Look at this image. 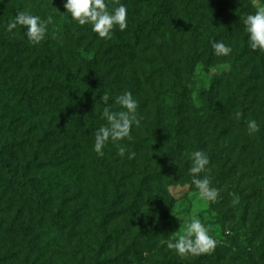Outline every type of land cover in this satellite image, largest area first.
Here are the masks:
<instances>
[{
    "label": "rangeland",
    "instance_id": "rangeland-1",
    "mask_svg": "<svg viewBox=\"0 0 264 264\" xmlns=\"http://www.w3.org/2000/svg\"><path fill=\"white\" fill-rule=\"evenodd\" d=\"M109 2L115 4L120 0ZM141 3L143 10L149 5L163 10L169 6L170 0ZM63 5L64 0H0V34L27 39L22 26L17 25L11 31L7 29L18 12H28L45 20L51 16L54 21L56 15L65 10ZM236 5H248L249 10L255 12L264 7V0H237ZM126 7L134 9L132 5ZM72 28H78L83 35V48L89 54L111 43L93 32L91 25L81 26L74 21ZM49 34L48 28L43 40ZM156 42L154 53L147 45L135 51L132 73L136 77H144L153 69L163 68L164 90L170 92L167 97L171 91L187 86L192 101L200 104L212 81L229 68L224 64H214L205 70L197 64L192 73H187V64L178 62L172 53L163 56L158 52ZM181 58L189 61L186 55ZM245 59L240 66L244 70L242 76H247L251 66L259 63L251 62V58L248 62ZM57 71L54 57H48L42 63L34 62L23 50L0 44V74L29 90L36 99H43L49 106L43 107L35 99L28 104L0 87V118L11 126L10 133L0 130V146L18 144L16 146L20 149L14 150L16 162L22 164L24 160H31L35 163L38 183L46 191L53 219L59 220L52 225L39 223V214L36 213L35 219H31L29 207L23 205L22 199L16 201L17 196L5 191L0 182V259L3 264L89 263V250L93 248L91 236L96 232L92 217H84L77 222L68 213H63L65 216L60 218L57 214L60 207L83 203L85 197L92 194L89 190L91 184L84 185L80 179L84 176L81 160L86 146H82L75 128L81 130L84 125L80 119L75 121V125L70 121L83 114L89 104L83 87L72 88L70 83L64 85L68 82ZM184 71L186 75L183 77L181 73ZM179 75L183 78L180 79ZM160 82L157 81V86ZM221 86L220 89L227 87L226 83ZM246 90L236 101L235 119L244 113L246 121L254 119L261 127L264 125V84L259 83L257 89L252 86L245 95ZM95 105V111L99 112L101 104L95 102ZM161 125L157 137L146 130L122 142L135 152L134 159L128 160L127 154L121 158L117 154L116 143L111 141L106 144L103 156L96 154L100 161L98 170L93 172L98 176L97 194L100 197L104 193L112 197L117 189L122 192L124 188L127 194L136 191L143 194L136 197L141 199L137 200L127 223L123 221L126 216L123 214L109 225V231L119 236V240L109 244L107 257L111 264H264V180L252 169L262 168L252 152L239 150L237 140L241 132L237 130L229 136L231 151L223 159L215 160L205 175L210 177L211 186L219 189V196L212 203L200 197L192 181L183 183L173 173L169 174L168 153L177 145L171 137L170 119L165 117ZM232 127L236 128L235 125ZM171 161L178 166L177 159ZM126 166L128 173L132 174L129 179L125 177L128 174ZM151 174L155 181L149 183L145 176ZM161 196L170 199L171 205L166 211L165 207L160 208ZM191 218L200 219L209 229V235L217 241L214 250L180 255L167 247V242L182 232ZM163 224H167L164 226L166 231Z\"/></svg>",
    "mask_w": 264,
    "mask_h": 264
},
{
    "label": "trees",
    "instance_id": "trees-1",
    "mask_svg": "<svg viewBox=\"0 0 264 264\" xmlns=\"http://www.w3.org/2000/svg\"><path fill=\"white\" fill-rule=\"evenodd\" d=\"M144 1L147 0H120L112 4L107 0L110 8L123 3L126 6L132 5L134 9L127 8L128 27L123 31H120L118 26L114 28L111 38L108 39L111 43L109 42L107 47L100 46L99 50L91 54L83 48V35L78 32V28H72L75 20L65 12L66 10L56 15L54 21L48 25L51 34L39 44H33L25 37L17 39L11 34H0V44L23 50L34 62L42 63L48 57H54L58 64L57 72L68 82L64 85L70 83L72 88L83 87V94L89 106L83 114L74 116L70 121L75 125V121L80 119L84 125L81 130L75 128L82 146H86L82 154L85 156L81 160L84 176L80 179L84 185L91 184L89 190L92 194L86 196L83 203L76 202L74 206L60 207L57 214L60 218L65 216L63 213H68L69 217L77 222H81L84 217H92L96 232L91 236L93 248L89 250L88 264H111L107 257L109 244L119 240V236L109 231V225L123 214H126L123 218L126 222L137 206V200L141 199L136 197L143 196L139 191L127 194L125 188L122 192L117 189L112 197L109 193H104L101 197L97 194L98 176L93 171L98 170L100 160L93 151V143L96 130L106 123L102 117L105 105L99 100L100 95L105 92L110 93L112 97L108 106L113 110H120L119 105L114 102L115 97L125 91H131L138 100L137 111L141 125L134 126L131 135L148 130L152 136L157 137L163 119H170L171 137L177 147L168 153L169 174L176 175L178 181H192L189 154L196 150L206 152L210 158L206 171L201 174L202 177L205 176L215 160L223 159L231 151L228 138L237 130L241 132L237 140L239 150L243 153L252 152L256 156L262 169H252L264 180V125H261L258 132L249 135L244 113L239 119H235L234 114L236 101L244 95L242 91L247 89L246 95L252 86L257 89L259 83L264 84V51L252 50L249 47L243 24V18L255 12L250 11L248 5L237 6V0H170L169 6L163 10L151 5L143 10V4L139 3ZM156 41L158 52L164 54L163 56L165 53H172L178 62L187 64V73H192L197 64L202 65L205 70L214 64H224L229 68L212 81L200 104L192 101L187 86L171 91V95L167 97L170 92L164 90L163 68L153 69L144 77H136L132 73L135 51L147 45L154 53L156 48L153 46L157 44ZM213 41L224 42L232 51L227 56L216 55L211 46ZM183 55L189 57V61L187 58H181ZM168 57L170 58V54ZM250 58L251 62L259 63L251 66L247 76H242L244 70L240 69L241 62L244 59L248 62ZM184 72L181 73L183 77L186 75V71ZM183 77L179 75L180 79ZM157 81L162 82L157 86ZM225 83L227 87L220 89ZM0 87L14 93L28 104L35 99L42 103L43 107L49 108L43 99H36L29 90L1 74ZM168 98L171 99L170 102ZM95 102L101 104L99 112L95 111ZM233 125L236 128L233 129ZM0 130L11 132V126L1 118ZM16 145L0 146L1 185L5 191L17 196L16 201L22 199L23 205L29 207L31 219H35L36 213L39 214V223H57L59 220L53 219L46 191L38 183L35 163L31 160H24L22 164L16 162L14 150L20 149ZM139 146L140 144L137 148ZM171 159H177L178 166H174ZM125 172L128 173L127 166ZM131 175L125 174L126 179ZM153 177L152 174L146 175L145 179L151 183L155 181ZM125 185L123 183V186ZM160 198H163L160 208L165 207L166 211L171 205L170 199L167 200L166 196ZM164 226L167 224H163L162 228ZM0 264H3L1 259Z\"/></svg>",
    "mask_w": 264,
    "mask_h": 264
},
{
    "label": "clouds",
    "instance_id": "clouds-1",
    "mask_svg": "<svg viewBox=\"0 0 264 264\" xmlns=\"http://www.w3.org/2000/svg\"><path fill=\"white\" fill-rule=\"evenodd\" d=\"M65 12L79 25H91L92 31L100 38L110 39L114 28L118 26L120 31L128 27L127 7L121 3L110 8L107 0H64ZM53 22L52 17L41 19L38 15L20 11L14 21L7 25L9 31L17 25L25 29L27 39L33 44H39L46 36L48 25ZM245 32L249 47L252 50L264 51V7L258 8L255 13L248 14L243 18ZM212 48L218 56H227L232 51L231 47L222 41H213ZM112 99L110 93H103L99 100L105 107L102 110V117L106 123L99 127L94 136L93 150L98 156L104 155L106 144L111 141L116 143L117 154L127 159L135 158V152L129 150L125 140H131L133 127L141 125V118L138 116L139 102L134 98L131 91H125L115 97V103L120 110H113L109 105ZM249 135L260 130L256 120L247 121ZM191 160L192 184L199 190L200 197L206 202H216L219 196V189L211 186V179L201 176L210 163L208 154L202 150H196L189 154ZM217 241L209 235V229L198 218H191L182 232H178L167 242L169 249H174L180 255L199 254L210 252L215 249Z\"/></svg>",
    "mask_w": 264,
    "mask_h": 264
}]
</instances>
